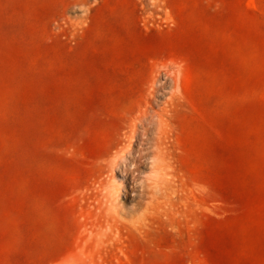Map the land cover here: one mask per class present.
Wrapping results in <instances>:
<instances>
[{
	"label": "rangeland",
	"instance_id": "rangeland-1",
	"mask_svg": "<svg viewBox=\"0 0 264 264\" xmlns=\"http://www.w3.org/2000/svg\"><path fill=\"white\" fill-rule=\"evenodd\" d=\"M0 264H264V0H0Z\"/></svg>",
	"mask_w": 264,
	"mask_h": 264
}]
</instances>
